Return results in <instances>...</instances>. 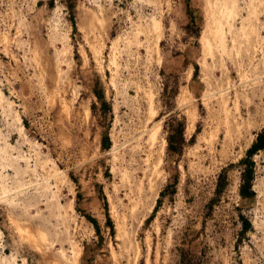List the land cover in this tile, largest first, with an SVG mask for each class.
<instances>
[{"label":"rangeland","instance_id":"rangeland-1","mask_svg":"<svg viewBox=\"0 0 264 264\" xmlns=\"http://www.w3.org/2000/svg\"><path fill=\"white\" fill-rule=\"evenodd\" d=\"M263 129L264 0H0V264H264Z\"/></svg>","mask_w":264,"mask_h":264},{"label":"trees","instance_id":"trees-1","mask_svg":"<svg viewBox=\"0 0 264 264\" xmlns=\"http://www.w3.org/2000/svg\"><path fill=\"white\" fill-rule=\"evenodd\" d=\"M68 2H72V0H67ZM69 8H73L72 3H70ZM194 20L191 19V23H193ZM95 96H97L98 100H101L102 103L105 104L103 99V95L101 93H95ZM183 126L184 124H180L179 128L176 131L171 132L167 136V151L170 154H176L180 155L182 152V146L184 144V138H183ZM106 140H108L106 138ZM107 148V145L105 146ZM264 150V129L261 130L257 135L256 139L251 145V147L247 150L246 155L243 159L239 161L240 166V185H239V195L242 198H252L254 196V191L252 190V183L254 179V162L252 161V157L255 153ZM227 182V174L226 170H222L221 174L217 178V184H216V194H218L223 187L225 186V183ZM176 181H174L172 184H169L166 186L165 190L161 192L160 198H162L166 192L167 194L175 193L176 190ZM160 203V199H158V204ZM208 208H212L211 205H209ZM89 222L93 224L96 231H98L97 223L94 219L87 217ZM245 226H249V223L246 221L244 222ZM246 227H244V230ZM179 252V261L177 264H195L194 263V255L190 253L189 250H185L183 248L178 249Z\"/></svg>","mask_w":264,"mask_h":264}]
</instances>
